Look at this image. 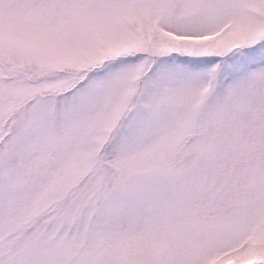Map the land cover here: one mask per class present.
Listing matches in <instances>:
<instances>
[{
	"label": "snow or ice",
	"instance_id": "6c2138e0",
	"mask_svg": "<svg viewBox=\"0 0 264 264\" xmlns=\"http://www.w3.org/2000/svg\"><path fill=\"white\" fill-rule=\"evenodd\" d=\"M0 264H264V0H0Z\"/></svg>",
	"mask_w": 264,
	"mask_h": 264
}]
</instances>
